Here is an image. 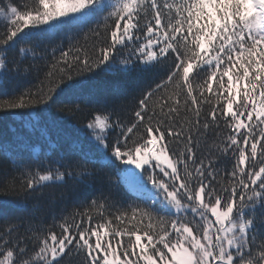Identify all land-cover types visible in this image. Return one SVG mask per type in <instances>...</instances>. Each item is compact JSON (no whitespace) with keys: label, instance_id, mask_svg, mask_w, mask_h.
I'll use <instances>...</instances> for the list:
<instances>
[{"label":"snow or ice","instance_id":"1","mask_svg":"<svg viewBox=\"0 0 264 264\" xmlns=\"http://www.w3.org/2000/svg\"><path fill=\"white\" fill-rule=\"evenodd\" d=\"M0 20V83L44 62L0 111L35 129L62 96L80 100L58 108L70 116L93 105L83 139L64 138L78 160L57 153L41 171L0 143L22 189L75 190L98 174L89 163L117 172L115 187L109 177L108 191L61 215L59 232L24 200L12 207L26 216L0 211V264H264V0H0ZM133 71L156 79L127 102L93 101L76 80ZM123 185L133 201L116 199Z\"/></svg>","mask_w":264,"mask_h":264},{"label":"trees","instance_id":"2","mask_svg":"<svg viewBox=\"0 0 264 264\" xmlns=\"http://www.w3.org/2000/svg\"><path fill=\"white\" fill-rule=\"evenodd\" d=\"M22 9L25 3H31L32 0H14ZM3 21L0 20V28ZM93 28L95 25L92 26ZM2 34V31H0ZM91 39L89 40V49L91 47ZM64 45L67 47V40H64ZM21 46L28 47L30 42H23ZM44 46L41 45V48ZM16 51L13 50L9 54L10 59L16 58ZM43 54V53H42ZM59 56V52L56 53ZM119 59L121 53H117ZM47 58L51 60V54L48 53ZM30 60H25L27 65ZM40 65L38 69H34L27 77H21L17 80L9 81L6 84L0 83V99L11 97L14 94L30 87L37 83V76L43 74V61H37ZM119 67V66H118ZM156 79L154 76H147L137 72H130L127 75H113L111 73H99L97 75L85 74L77 77L79 82L80 93L84 96H91L93 101L101 99L105 96H115L120 102L130 101L133 97L138 96L140 88L145 87L148 82ZM154 86V85H153ZM80 103L76 97L71 94L62 96L58 102V106L53 107L48 113L41 116L39 126L35 129L28 123L27 115H19L11 112L0 111V143L6 145L8 149L25 160H32L34 163H39L41 171L49 167V161L55 159L57 153H64L65 159L78 160L76 155L68 154V145L64 142L65 137H71L73 140H82L79 129L83 126V122L88 117V111L93 105H89L88 109L77 113L75 116L67 115L65 112L58 110L59 107ZM134 107V104L129 105ZM24 111V110H17ZM17 138L23 141V144L17 143ZM27 145V150H25ZM59 145V146H58ZM211 146V140H209ZM87 150V145H86ZM49 155L45 157L44 153ZM11 153H6L0 150V184L6 178L13 176L17 177L15 189L4 191L0 189V211L7 210L9 214L23 215L27 213L18 211L12 207V203L18 200H24L31 208L37 205V223H41L45 228L52 226L57 232L59 229V221L62 214L72 212L76 204L81 200H88L100 191H108L110 188L108 178L111 177L112 185L116 186L117 172L113 167L101 169L99 164L89 163V168L97 169V175L90 184L78 185L75 190L72 187V181L68 183H53L38 189L35 193H31L22 189L18 176L19 173L10 162ZM39 158L38 160L36 158ZM94 159H99V156H93ZM123 167V165H119ZM137 191L129 189L127 185L120 186L119 195L116 199L128 203L135 199ZM94 218L97 217L95 211L92 212ZM53 217L56 219L54 224Z\"/></svg>","mask_w":264,"mask_h":264},{"label":"rangeland","instance_id":"3","mask_svg":"<svg viewBox=\"0 0 264 264\" xmlns=\"http://www.w3.org/2000/svg\"><path fill=\"white\" fill-rule=\"evenodd\" d=\"M123 167H126V166H123ZM127 167H131V166H127ZM135 172H137V173H139L140 172V170H138V169H133ZM130 179H132L131 177H130Z\"/></svg>","mask_w":264,"mask_h":264}]
</instances>
